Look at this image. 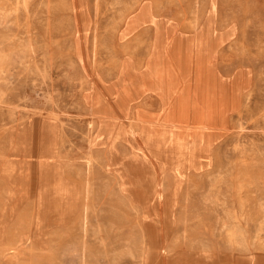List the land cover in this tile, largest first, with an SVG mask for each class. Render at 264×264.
I'll return each instance as SVG.
<instances>
[{
  "label": "rangeland",
  "instance_id": "1",
  "mask_svg": "<svg viewBox=\"0 0 264 264\" xmlns=\"http://www.w3.org/2000/svg\"><path fill=\"white\" fill-rule=\"evenodd\" d=\"M0 264H264V0H0Z\"/></svg>",
  "mask_w": 264,
  "mask_h": 264
},
{
  "label": "crops",
  "instance_id": "2",
  "mask_svg": "<svg viewBox=\"0 0 264 264\" xmlns=\"http://www.w3.org/2000/svg\"><path fill=\"white\" fill-rule=\"evenodd\" d=\"M149 79L151 80L148 83H143L142 86L144 88V92L143 94H149V95H153V96H160L162 90L165 88V84L162 82V78H160V81H158V78L156 80V77L154 78V75L149 74L148 75ZM154 80V83L153 81ZM137 85H135L134 87H136ZM162 99V98H161ZM167 101H165L164 99L162 100V103H166ZM182 102V101H180ZM44 178L46 179V181L44 183H48L47 179H48V174H46L44 176ZM44 181V180H43ZM122 189L125 190L126 192H128L129 194H131L133 196L134 199H148L149 198V192L145 191L140 188L139 190L134 189L131 185V182H123L122 184Z\"/></svg>",
  "mask_w": 264,
  "mask_h": 264
}]
</instances>
